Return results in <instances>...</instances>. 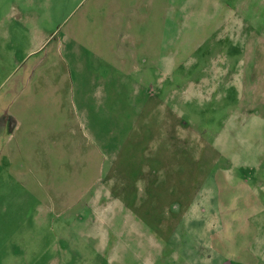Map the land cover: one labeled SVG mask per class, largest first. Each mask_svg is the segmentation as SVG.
Listing matches in <instances>:
<instances>
[{
    "label": "rangeland",
    "instance_id": "1",
    "mask_svg": "<svg viewBox=\"0 0 264 264\" xmlns=\"http://www.w3.org/2000/svg\"><path fill=\"white\" fill-rule=\"evenodd\" d=\"M0 264H264V0H0Z\"/></svg>",
    "mask_w": 264,
    "mask_h": 264
}]
</instances>
